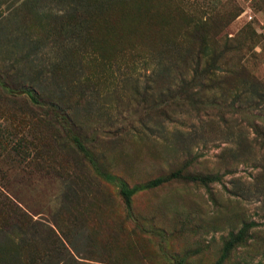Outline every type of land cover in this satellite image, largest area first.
I'll use <instances>...</instances> for the list:
<instances>
[{"label": "rangeland", "instance_id": "1", "mask_svg": "<svg viewBox=\"0 0 264 264\" xmlns=\"http://www.w3.org/2000/svg\"><path fill=\"white\" fill-rule=\"evenodd\" d=\"M218 263L264 264V0H0V264Z\"/></svg>", "mask_w": 264, "mask_h": 264}, {"label": "trees", "instance_id": "2", "mask_svg": "<svg viewBox=\"0 0 264 264\" xmlns=\"http://www.w3.org/2000/svg\"><path fill=\"white\" fill-rule=\"evenodd\" d=\"M151 66V65H150ZM155 66V65H154ZM152 69H150V73H152V74H150V75H153L154 74V72H155V70L157 69H155L154 67H153V65H152V67H151ZM28 97H29V99L31 100V102L33 103V104H35V105H38L39 104V102L37 101V97H36V95H34V94H32V93H28ZM77 143H78V145H80L79 144V142L78 141H76ZM81 146V145H80ZM181 172L182 171H177V172H175V173H172L173 175H172V177L174 178V179H177V178H180V176L181 175H183V174H181ZM184 176V175H183ZM188 180H189V182H192V183H201V184H207L208 182H210L211 180H210V176H208V175H202V174H198V175H195V174H190V176L187 178ZM164 180L163 179H155V180H153V181H151L150 182V186L151 187H158L162 182H163ZM124 196H125V199L127 200V201H129V193H128V191L127 190H125L124 191ZM236 241H238V240H236ZM228 247H229V245H228ZM227 247V248H228ZM219 264V263H218Z\"/></svg>", "mask_w": 264, "mask_h": 264}]
</instances>
